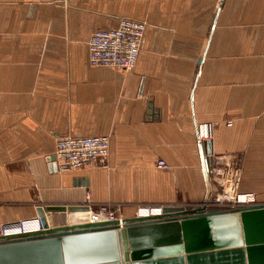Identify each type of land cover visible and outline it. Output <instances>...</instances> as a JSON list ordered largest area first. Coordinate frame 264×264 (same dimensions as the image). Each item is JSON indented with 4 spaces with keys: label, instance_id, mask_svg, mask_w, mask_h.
Returning a JSON list of instances; mask_svg holds the SVG:
<instances>
[{
    "label": "crops",
    "instance_id": "0c3cea01",
    "mask_svg": "<svg viewBox=\"0 0 264 264\" xmlns=\"http://www.w3.org/2000/svg\"><path fill=\"white\" fill-rule=\"evenodd\" d=\"M123 18L148 24L134 70L93 66V33ZM201 122L264 203V0H0V232L39 206L203 202ZM65 135L110 154L59 172Z\"/></svg>",
    "mask_w": 264,
    "mask_h": 264
},
{
    "label": "water",
    "instance_id": "95a60500",
    "mask_svg": "<svg viewBox=\"0 0 264 264\" xmlns=\"http://www.w3.org/2000/svg\"><path fill=\"white\" fill-rule=\"evenodd\" d=\"M201 145L214 152L213 140ZM205 181L206 203V173ZM87 209L39 206L45 229L20 239L0 235V264H264V203L225 210L167 204L161 215L126 217L123 227L117 221L50 227L47 220L48 212Z\"/></svg>",
    "mask_w": 264,
    "mask_h": 264
},
{
    "label": "built area",
    "instance_id": "2783aa9c",
    "mask_svg": "<svg viewBox=\"0 0 264 264\" xmlns=\"http://www.w3.org/2000/svg\"><path fill=\"white\" fill-rule=\"evenodd\" d=\"M148 24L143 20L133 18L121 19L119 26L112 29L95 31L89 41V59L93 66L114 68L124 73L134 70L140 55ZM228 125L232 121L227 122ZM216 123L201 122L197 124V136L201 143L214 139ZM111 151V137L109 135L59 137L53 155L49 158L59 172L84 169L94 166L98 161L106 159ZM54 157V160H52ZM213 160V161H211ZM204 172L209 176L210 196L208 201L185 206L206 205L209 210H225L239 206L257 204L254 192L242 191L243 159L238 153L216 154L209 153L204 148L202 155ZM158 167L168 168L164 160L158 161ZM167 204H142L137 207L132 217L151 218L162 214L163 206ZM87 210L52 211L58 213L86 214L85 221L64 222L50 227L84 224L91 221H117L124 226V207L121 203H87ZM97 207V209L95 208ZM144 212L146 216H142ZM49 218V219H48ZM71 219V218H69ZM52 222V221H51ZM43 221L37 214L1 225L0 235L20 239L25 234L37 233L44 230Z\"/></svg>",
    "mask_w": 264,
    "mask_h": 264
},
{
    "label": "rangeland",
    "instance_id": "374dc122",
    "mask_svg": "<svg viewBox=\"0 0 264 264\" xmlns=\"http://www.w3.org/2000/svg\"><path fill=\"white\" fill-rule=\"evenodd\" d=\"M95 209H97V207ZM69 214L70 213H68V212H66V213L51 212L50 218H51L52 222L50 221L49 218L48 219H49V222L52 224L60 223L59 225H62V224H64V222L70 221L72 223V222H76L77 220L79 221V219L81 220L82 218H86V217H81L82 215L80 216L77 214H75L73 217H71ZM69 218H71V219H69Z\"/></svg>",
    "mask_w": 264,
    "mask_h": 264
},
{
    "label": "bare ground",
    "instance_id": "6f19581e",
    "mask_svg": "<svg viewBox=\"0 0 264 264\" xmlns=\"http://www.w3.org/2000/svg\"><path fill=\"white\" fill-rule=\"evenodd\" d=\"M77 215H80V216L82 215L81 217H85L86 214L84 213V214H77ZM141 215H142V216H146V214H145L144 212H142ZM80 216H79V217H80ZM79 220H80V219H79ZM77 221H78V220H77ZM81 221H85V218H82ZM50 224H51V226L53 225L52 223H50Z\"/></svg>",
    "mask_w": 264,
    "mask_h": 264
}]
</instances>
